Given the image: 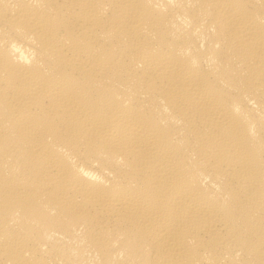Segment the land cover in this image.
I'll return each mask as SVG.
<instances>
[{
	"label": "bare ground",
	"instance_id": "obj_1",
	"mask_svg": "<svg viewBox=\"0 0 264 264\" xmlns=\"http://www.w3.org/2000/svg\"><path fill=\"white\" fill-rule=\"evenodd\" d=\"M0 264H264V0H0Z\"/></svg>",
	"mask_w": 264,
	"mask_h": 264
}]
</instances>
